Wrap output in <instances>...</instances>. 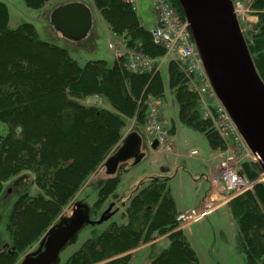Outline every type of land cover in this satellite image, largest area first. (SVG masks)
Instances as JSON below:
<instances>
[{"label": "trees", "instance_id": "trees-1", "mask_svg": "<svg viewBox=\"0 0 264 264\" xmlns=\"http://www.w3.org/2000/svg\"><path fill=\"white\" fill-rule=\"evenodd\" d=\"M50 1L57 0H23L33 10L43 9ZM93 2L128 49L155 61L151 70L132 71L125 56L112 65L90 60L81 66L66 48L41 40L32 23L11 28L8 7L0 1V122L8 127L0 138V196L4 183L27 172L31 176L19 186L29 178L42 192L21 193L13 202L5 224L10 241L0 244V264H15L40 239L119 145L127 121L134 119L138 130L147 121L146 101L164 97L157 60L165 49L140 23L132 3ZM168 2L186 22L181 1ZM249 8L257 22L243 37L264 83V0H251ZM168 76L179 122L204 135L212 151L224 149L212 121L200 114L199 98L175 60L168 62ZM90 96L104 98L113 110L79 102ZM262 173L259 163L243 161L240 174L255 183L252 190L228 202L237 226L236 249L246 264H264V182H256ZM169 180L155 177L143 184L125 204L123 223L111 222L63 264H131V251L161 236L168 242L149 264H201L186 234L177 229ZM119 182V176L103 181L96 210L114 195Z\"/></svg>", "mask_w": 264, "mask_h": 264}, {"label": "rangeland", "instance_id": "rangeland-1", "mask_svg": "<svg viewBox=\"0 0 264 264\" xmlns=\"http://www.w3.org/2000/svg\"><path fill=\"white\" fill-rule=\"evenodd\" d=\"M0 1L5 3L8 7L9 26L11 28H16L23 22L32 23L36 27L41 40L66 48L81 66L90 60H105L109 65H112L116 59L114 51L117 49L119 40L123 37L118 35L115 36L111 32L108 24L103 20L95 8L93 0H81L90 7L93 14L92 31L88 37L81 41H71L62 37L49 23L51 11L58 5L71 0L50 1L41 10H33L26 7L23 0ZM250 1L251 0H242L241 2H233L231 0L232 14L242 36L243 32L250 30L252 25L257 22L256 15L249 8ZM139 12L143 17V21L148 17V23H150L156 11L151 0H141ZM143 23L145 24L147 22ZM149 25L150 24H145L147 28L150 27ZM111 43L114 44V48L116 49H110L108 47V44ZM120 56L127 57V55L121 54ZM164 56L157 60V68L165 85L164 97L159 101V108H161L162 104L164 107L168 106L170 109L166 110L165 114L160 113V118L163 116L166 122L165 126L167 129L164 123H162L166 130L167 137L170 140H176V133L173 129L174 124L171 119H168L169 115L171 117L176 115L178 120V105L169 89L168 76V62L170 60H175V57L166 56V50ZM206 101L207 103L214 104V100L208 97ZM79 102L83 105L113 110L111 105L102 97L90 96L79 100ZM173 102H175V111L172 110V105H170ZM201 112L202 110L200 108V114ZM179 124L180 128L188 132L186 134H195L193 135L195 139H191L190 142L185 134H181L178 135L179 141L174 142L175 145L180 144L177 150L180 156L179 162H174L175 157L172 155L169 160L175 165L178 163L181 166V170L177 171L173 177H171L170 189L173 197H176L178 200L179 207L195 210L199 206L200 200H202L206 194L207 185L203 183V186H199L198 183L194 181L193 176L195 175L196 177L204 173L207 174V165L209 164L207 160L210 158L209 150L207 149L209 146L204 135L184 127L180 122ZM7 130V125L0 122V138L7 133ZM124 130H135V127L131 125V120L127 121ZM222 140L224 141L225 147L229 144L238 149L241 148L230 138L226 139V141L223 138ZM192 150H196L197 154L193 157H189V153ZM170 151L171 150L168 149L165 151V154H158L155 161H160L167 166L166 159ZM241 156L240 154L242 161L258 160L254 158V156L252 158ZM204 159L206 160L205 162H203ZM152 160L153 155L150 153L143 163L144 166H146V171H149V168L154 165V161ZM131 162L132 161H127L123 163L115 175L108 177L105 176L106 168H100V165V175L93 177L97 175V173L92 174L88 182L76 194L73 201L63 210L60 216L52 223L40 239L32 245L15 264H63L84 241L100 235L111 222L123 223L122 214L124 207H122L121 202L124 201V203L127 204L129 198L135 193L133 192V188H124L123 186L122 190L116 194V196L112 195L107 198L99 210L94 208V204L98 199V191L103 181L113 176H121V173L124 172V169L128 167ZM184 165L190 166L191 170L185 168L186 171H184ZM27 174L31 176L29 172H27ZM261 175L262 174L257 178V183L264 182V176ZM14 180L15 178L9 180V182L3 186L0 196V244L4 241H10L5 230V224L9 210L19 194L27 192L30 195L36 196L42 193L39 188L35 187L30 182L29 178H27L21 186L16 185L17 187H14ZM254 183L255 181L253 184ZM252 188L250 190H252ZM215 190L221 194L223 192L221 188ZM187 229V231L184 229L183 232L186 231L187 239L197 255L200 256L199 260L201 259V264H246L244 255L236 249L237 226L229 208H218L212 212L210 216L192 223ZM162 240L160 239V242H162ZM160 242L149 245L139 250L137 253L135 250L131 251V256L136 254L133 259L131 257V264H149L163 249Z\"/></svg>", "mask_w": 264, "mask_h": 264}, {"label": "water", "instance_id": "water-1", "mask_svg": "<svg viewBox=\"0 0 264 264\" xmlns=\"http://www.w3.org/2000/svg\"><path fill=\"white\" fill-rule=\"evenodd\" d=\"M180 1L212 87L264 171V83L232 14L231 0ZM49 23L62 37L81 41L92 31L93 14L86 3L69 1L51 11ZM141 146L137 131L126 134L105 161L106 173H114L129 158L139 162L145 155Z\"/></svg>", "mask_w": 264, "mask_h": 264}, {"label": "built area", "instance_id": "built-area-1", "mask_svg": "<svg viewBox=\"0 0 264 264\" xmlns=\"http://www.w3.org/2000/svg\"><path fill=\"white\" fill-rule=\"evenodd\" d=\"M129 2L135 5L133 0ZM151 2L157 15V24L151 30L154 42L165 48L166 56L175 57V61L188 76L190 88L199 96L204 118L212 120L213 127L225 141L230 138L241 147L238 149L227 144L225 149L216 151L214 159L218 163L210 172L209 180L213 186L221 188L226 196L220 198L212 196L197 210L179 212L176 217L177 229H184L205 218L212 210L225 204L231 197L252 188L253 182L246 180L240 174L242 162L240 154L247 158H252L253 154L229 113L218 101L198 51L191 41L187 23L180 20L168 0H151ZM108 47L116 49L112 43ZM114 52L117 57H121L120 54L127 55L128 66L132 71H148L154 65L153 60L143 56L140 52L126 48L123 38L119 40ZM207 97L214 100V104L207 103ZM147 122L149 130L157 139L160 147L167 150V134L160 121L158 105L154 100L147 102ZM192 154H196V151Z\"/></svg>", "mask_w": 264, "mask_h": 264}, {"label": "crops", "instance_id": "crops-1", "mask_svg": "<svg viewBox=\"0 0 264 264\" xmlns=\"http://www.w3.org/2000/svg\"><path fill=\"white\" fill-rule=\"evenodd\" d=\"M71 1H81V0H71ZM133 1H134V4H135L134 5L135 6V10H136V13L138 15V18L140 20V23L145 28H147L145 26V24H150L149 25L150 27L147 28V29L148 30H152L156 26V24H157V15H156V12L153 14V18L151 19L150 23H148L149 22V18L148 17H146L145 18V21H143V17L140 15V12H139L140 11V3H141V0H133ZM81 2H83V1H81ZM143 22H147V23L144 24ZM107 30H108V27H107ZM164 87H165V85H164ZM159 101H161V99L158 100V103H159ZM170 105H172V110L175 111V102H173ZM169 109L170 108L168 106L164 107L161 104L160 113H164L165 114L166 113V110H169ZM161 119H162V122L164 123V126H165V123L166 122L164 121V117L162 116ZM168 119H171L172 123L174 124V128L173 129H174V132L176 133V140H170L169 139L168 146L170 147V150L171 151L167 155V159H166L167 166H165V164L161 163L160 161L159 162L155 161L157 159L156 156L158 154L162 155V154H165L166 152L164 150H162L160 147H158V145H156V147H153L152 146V142H153L154 139H153L152 135L150 134V132L147 130V127L144 125L145 127L143 129V132H140V135L142 137L141 150H142V152H144L145 155L136 164L133 163V160H134L133 158L127 159V161H132V162L128 165V167H126L124 169V172L121 173V176H119L120 182H119V184L117 186V189L115 190V193H114L113 196H116V194H118L122 190L123 186H124V188L125 187L130 188V189L133 188V192H135L143 184H146L149 180H151L152 178H155V177H165V178H169L170 179L169 180V184H170L171 183V177H173V175L177 171H180L181 170V166L178 163H177V165H175L172 161L169 160V158L172 155V156L175 157L174 162H179V157L180 156H179L177 150H178L180 144L175 145L174 142L175 141H179L178 135H181V134H185L189 138V141L191 142V139L192 140L195 139V136H193L195 134H186L188 132H185L182 128H180V124H179V121L177 120V116L176 115H174L173 117H171L169 115L168 116ZM131 125L133 127L135 126L134 119H131ZM165 128H166V126H165ZM123 132H124V136H125L127 133L130 132V130H127V131L124 130ZM207 149L209 150V155H210V158L207 160V163L209 162V164L207 165V174H208L209 172H211V171L214 170V168L217 166V162H215V160H213V151L209 147ZM192 151H194V150H192ZM191 152L189 153V157H193L191 155ZM150 153L153 155V160L152 161H154L153 162L154 165L149 168L150 169L149 171H146V166H144L143 163H144L145 159L148 157V155ZM205 161L206 160L204 159L203 162H205ZM123 163H125V162H123ZM121 165H119L117 167V169H116V171H114V173H112V174L105 173V176L108 177V176H111V175H115L117 173L118 169L121 167ZM184 166H183V170L184 171H186L185 168L191 170V167L190 166H187V165H184ZM100 168H104V165L100 166ZM100 168H98V170L96 171L97 175H95L93 177H96V176H99L100 175ZM98 172H99V174H98ZM207 174L204 173L201 176H196V177H195V175L193 176L194 177V181H196L199 186H203V183H205L207 185L206 194L204 195L203 199L200 200L199 206H201L202 204H204V202L207 201L208 198H210L212 196L215 197V198H220L221 197V193H218L217 190H215L217 188L215 186H213L211 184V182L207 179ZM25 176H28V175H25ZM8 182L9 181H7L6 183H8ZM6 183H4V185ZM174 200H175L176 209H177V212L178 213L181 212V211H183V210H186V209H184L182 207H179V203H178V200L176 199V197L174 198ZM121 204H122V207H124L126 203H124V201H122ZM223 207H227V209H228V205L227 204H225V206H223ZM188 229H186V231ZM186 231L184 232L185 234H186ZM163 237H161L160 239L161 240L164 239V240H162V242H160V240H159V242L164 247L167 244L168 241H167V238H163ZM156 243H158V242H156ZM149 245H151V244H145V245L140 246L138 249L135 250L136 253L139 250H141V249H143L145 247H148ZM135 255L132 256V259H133V257H135ZM199 258H200V256H199Z\"/></svg>", "mask_w": 264, "mask_h": 264}, {"label": "bare ground", "instance_id": "bare-ground-1", "mask_svg": "<svg viewBox=\"0 0 264 264\" xmlns=\"http://www.w3.org/2000/svg\"><path fill=\"white\" fill-rule=\"evenodd\" d=\"M256 158V157H255ZM264 176V175H263Z\"/></svg>", "mask_w": 264, "mask_h": 264}]
</instances>
